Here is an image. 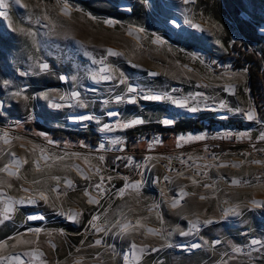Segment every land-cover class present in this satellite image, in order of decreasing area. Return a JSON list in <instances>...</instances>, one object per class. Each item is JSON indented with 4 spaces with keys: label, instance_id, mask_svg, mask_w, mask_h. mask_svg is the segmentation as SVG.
I'll return each instance as SVG.
<instances>
[{
    "label": "rangeland",
    "instance_id": "rangeland-1",
    "mask_svg": "<svg viewBox=\"0 0 264 264\" xmlns=\"http://www.w3.org/2000/svg\"><path fill=\"white\" fill-rule=\"evenodd\" d=\"M65 2L69 15L61 11ZM6 11L8 16H0V168L8 164L15 170V159L28 163L20 167L19 178L0 172V217L8 198L18 201L35 195L21 191V185L45 191L49 201L35 196V204H14L13 213L0 222V256L19 255L28 262L25 253L38 247L43 255L31 264H125L124 256L130 255V242H134L149 249L139 264H264V207L252 204L264 201V163H251L264 161V140L260 139L264 96L257 101L248 68L238 67L234 58L240 47L264 56V0H190L187 4L184 0H20L19 4L9 0ZM109 19L114 23H104ZM140 27L145 31L129 35V29ZM157 36L165 43H153ZM109 48L122 55H108ZM39 62L48 63L49 70L40 72ZM105 64L113 79H92L93 72ZM121 79L124 84L119 83ZM128 85L137 92L128 93ZM72 91L80 92L79 100L58 98ZM165 92L187 99L188 106L143 99ZM116 95L125 99L117 103ZM132 95L137 97L135 103L128 102ZM221 101L227 107H221ZM53 103L64 106L56 108ZM191 107L197 111H190ZM250 109L256 115L253 121L245 115ZM109 111L118 115L108 116ZM80 115L95 119H72ZM164 118L173 123L163 124ZM132 119L144 122L122 127ZM183 122H197L202 128L167 130ZM103 124L113 130H102ZM207 127L213 135L204 132ZM61 131L65 133L58 134ZM150 131L162 134L160 149L204 143L215 136L225 142V152L209 163L206 179L187 186L186 196L179 184L164 186L152 176L125 180L105 166L106 139ZM189 136L203 139L189 140ZM53 175L61 177L57 192L51 191L57 183L50 179ZM101 176L104 191H97ZM65 178L73 182L72 187L64 183ZM233 178L240 183L233 185ZM136 182L138 189L125 187ZM8 183L13 187L8 188ZM201 195L206 198L201 200ZM89 198L98 203H88ZM174 198L180 200L176 208ZM236 205L240 215L224 216ZM71 213L77 214L75 220L66 218ZM93 216L98 219L90 223ZM138 218L144 227L132 235H119V229L113 228L116 221L135 226ZM197 220L200 223L193 229ZM204 220L213 223L204 224ZM97 227L104 231H96ZM36 228L42 230L38 237L28 231ZM148 228L157 233H149ZM181 231L189 234L180 235ZM22 239L35 243H18ZM97 239L102 243L96 245ZM253 239L261 243L252 245ZM217 240L220 243L214 244ZM192 244L200 247L191 248ZM237 247L243 251L234 252ZM136 255L141 256L140 251Z\"/></svg>",
    "mask_w": 264,
    "mask_h": 264
},
{
    "label": "snow or ice",
    "instance_id": "snow-or-ice-1",
    "mask_svg": "<svg viewBox=\"0 0 264 264\" xmlns=\"http://www.w3.org/2000/svg\"><path fill=\"white\" fill-rule=\"evenodd\" d=\"M15 2L17 4H19L20 3V0H15ZM189 2H190V0H184V3H186V4L189 3ZM0 7H3L5 9V11H0V16H8V12L6 10L9 7V0H0ZM129 10H131V9H129ZM61 11L63 12L64 15H69V5H68L67 2L64 3L63 7L61 8ZM44 18L45 19H48V17H44ZM104 23H106V24H113L114 21L109 19V20H105ZM173 23H175V21H173ZM187 23L190 24L191 27H193V28L201 29V25H199V24H192L191 21H187ZM53 27H54V25H53ZM21 31H24V29H21ZM134 31L135 32H144L145 29L142 28V27H140V28H131V29H129V35H131ZM28 34L29 35H32V33H28ZM152 42L153 43H157V44H163V43H165V41L161 37H159V36H157ZM216 43L219 44L220 41L217 40ZM106 52H107L108 55H111V56H120V55H122V53L116 52V51H114L111 48L107 49ZM102 60H103V58H102ZM49 67H50L49 64L46 63V62H39L37 64V68H38V70L40 72H46V71H48L49 70ZM185 67H187V66L185 65ZM151 75L155 76V75H158V74L155 73V72H153V73H151ZM233 75H237V73H233ZM60 79L61 80H66L68 78L65 77V76H61ZM73 79H75V77H73ZM92 79H94V80L95 79H101V80H104V81H108V80H112L113 79V76L111 75V70L109 69V67L107 66V64H105L103 67L99 68L98 72H93ZM119 83L124 84L125 83V80L124 79H121L119 81ZM127 92L128 93H136L137 92V88L136 87H133L131 85H128L127 86ZM15 95L17 97H19L21 95V92L20 91H17L15 93ZM43 95H44L45 99H48L49 94L47 92L44 93ZM199 95L202 96L203 94L201 93ZM66 96H68V98H70V99L71 98H75V99L79 100L80 99V92L79 91H72L70 93V95L64 94V95H60L58 98L60 100H64L66 98ZM24 98L27 99V97H24ZM124 99L125 98L122 95H116L115 96V101L117 103L123 101ZM136 99H137V97L135 95H132V96H130L128 98V102L135 103L136 102ZM143 99H145V100H151V101L170 100L172 104L177 105V106H180V107H187L188 106V103H189L187 99H177V98H174V97L170 96L167 92H165L163 94L144 95L143 96ZM52 106L53 107H56V108H60V107H63L64 105L58 104V103H53ZM220 106L221 107H227V105H226V103L224 101H221ZM189 110L192 111V112H196L197 111V108L196 107H191ZM238 111H240V110L238 109ZM107 115L108 116H116V115H118V113L109 111L107 113ZM245 115H246V118L249 121H253L256 118L255 112L253 110H251V109L248 110L245 113ZM72 119L79 120V121H86V120L95 119V117L94 116H91V115H80V116H74V117H72ZM143 122L144 121L142 119H132V120L126 122V123H123L122 124V127L128 128V127H131V126H134V125L142 124ZM162 123L165 124V125H169V124H172L173 121L171 119L164 118L162 120ZM102 130L112 131L113 130V127L111 125H109V124H103ZM5 135H7V133H5ZM179 139L180 140H183L185 138L184 137H180ZM188 139L189 140H192V139L200 140V139H203V137L202 136H196V137L189 136ZM260 139L261 140H264V134H261ZM5 142L7 143V141H5ZM50 143H51V141H50ZM113 143H119V141H113ZM99 148L100 149H104L105 148V145L103 143H101L99 145ZM11 155L13 157H15L16 154L15 153H11ZM44 158L47 159V157H44ZM57 159H63V157H57ZM99 159L101 161H103L104 160V157L103 156H100ZM120 159H122V158L121 157H117V160H120ZM132 159H133L132 157H128L127 158L128 164H131ZM190 159L191 158H189V160ZM180 162H181V164L187 163V161H185L183 159H181ZM14 163L16 165L15 170H13V168L10 167L8 164H5L2 168H0V172H6L9 176H17V178H19L18 173H19L20 167L23 164H27L28 161L27 160H21V159H15L14 160ZM251 163L260 164V163H264V161L253 160V161H251ZM35 164H36L37 170H39V167H40L39 161H36ZM128 164H126L125 166H128ZM218 166L219 167H226L227 165L226 164H221V165H218ZM233 166L236 167V166H239V165L238 164H233ZM76 167H77V170L79 171L80 170L79 169V166H76ZM206 167H207V165H206ZM177 172H178V175H180V176H183L184 175V173L183 172H180L179 170H177ZM201 174H203V173H200L199 171H197V175H201ZM189 178L191 179V182H192L193 185H196V184L199 183V181L197 179H195V177H189ZM50 179L57 182L56 185H55V187H52L51 188V191L52 192H57L59 190V182L61 181V177L60 176L53 175V176L50 177ZM85 179H87V177H85ZM99 179H100V183L96 184L95 185V188L97 189V191H104V189H103V182H104L105 177L101 176ZM107 179L108 180H111L112 177L109 176V177H107ZM164 179L166 181H168V180H170V177L165 176ZM0 183H2V181H0ZM33 183H39V181H35L34 180ZM64 183L68 187H72V183L73 182L71 180H68L67 178H65L64 179ZM231 183L233 185H236V184H239L240 181L237 180V179H235V178H233L231 180ZM7 187L8 188H12L13 185L11 183H8L7 184ZM125 187H133V188H137L138 189L139 188V182H136V183H134L132 185H126ZM203 187L210 188V187H212V185H210V184H204ZM20 190L23 191V192L32 191V192H34L35 195H30V196H27V197H20L18 201H12L11 198H8L7 206L4 208V215L2 217H0V222H2L3 219L9 218L10 214L13 213V211H14V204L15 203H18V204H21V205H23L25 203H27V204H35V203H37V200L35 199V196H38L39 199L41 201H44L45 203H47L49 201V197H48V195H46V192L45 191H36L35 189H29L27 187H24L23 185H21V189ZM123 192H124V188L120 189V193L123 194ZM0 194H2V193H0ZM85 195H88L87 190H85ZM182 195H185L186 196V195H188V193L184 192V193H182ZM205 198L206 197L203 196V195L200 196V199L201 200H204ZM88 203H90V204H92V203H98V201H96L93 198H89ZM179 203H180V200L174 198L172 200V207L173 208H176ZM252 204L254 206H256V207H264V201H256V200H253L252 201ZM52 206L55 207L54 204ZM60 214L61 215H64L63 212H61ZM229 214H231L233 216L240 215V207H239V205H236L235 207H230V208H228L224 212V216H227ZM76 216H77L76 213H71V214H68L66 218L69 219V220H75L76 219ZM28 219H30V220L43 219V217L29 216ZM97 219H98L97 216H93L92 217V221H90V223H93ZM106 222H108V221H106ZM199 223H200V221L197 220L195 223L192 224V228L193 229L197 228V226H198ZM203 223L204 224H211V223H213V221L212 220H204ZM93 227H95V224H93ZM143 227H144V225L141 223V220L139 218L136 219L135 226H133L131 224V222H123V223H121L120 221H116V223L113 224V228L119 229V233L118 234L119 235L126 236V237L129 236V235H132L133 233L138 232L139 229L140 228H143ZM28 231L29 232H35L37 234V237H38V234L42 230L40 228H36V229H28ZM96 231H104V229H101V228H98L97 227L96 228ZM147 231L149 233H154V234L157 233V230L156 229H153V228H148ZM188 234H189L188 232H184V231H181L180 232V235H188ZM18 243H23V244H29V245H31V244H33L35 242L32 241V240L22 239V240L18 241ZM49 243H51V241H49ZM82 243H83V241H82ZM94 243L96 245H99V244L102 243V241L100 239H97V240H95ZM213 243L214 244H219L220 241L217 240V241H214ZM260 243H261V241H258V240H255V239H253L251 241V244L252 245H257V244H260ZM0 247H3V245H0ZM13 247H15V245H13ZM52 247L55 248L56 247L55 244H52ZM190 247L191 248H197V247H200V245L199 244H192ZM137 250L140 251L141 256H137L136 255ZM148 250H149L148 249V246H146V245H144V246H137L134 242H130V255H125L124 256L125 264H130V261H136V264H139V262H140V260H141V258L143 256V254L146 251H148ZM150 250L151 251H157V249H155V248H152ZM233 251L236 252V253H240L243 250L237 247V248H234ZM25 255L30 258L28 262H25L21 258V256H19V255H14V256H11V257L0 256V261L7 260L9 262V264H11V262H13V261L18 262V264H31L32 260L39 259L43 255V253L37 247V248H32L29 252H26ZM76 264H80V262L77 261Z\"/></svg>",
    "mask_w": 264,
    "mask_h": 264
},
{
    "label": "built area",
    "instance_id": "built-area-1",
    "mask_svg": "<svg viewBox=\"0 0 264 264\" xmlns=\"http://www.w3.org/2000/svg\"><path fill=\"white\" fill-rule=\"evenodd\" d=\"M211 131L212 129L208 127L204 129L208 135L212 134ZM143 142L145 146H141ZM161 142L162 134L158 131L134 132L130 136L106 139L105 144L108 147L103 151L107 156L105 166L107 165L106 167L118 177L126 178L125 180L152 176L155 183L164 186L179 184L180 190L187 193V186L192 183L189 177H195L198 181L206 179L209 163L213 164L219 154L225 152L223 151L225 142L221 137L215 136L204 143L198 142L194 145L180 143L174 149H160ZM117 157L122 159L117 160ZM128 157L133 158L131 164H128ZM181 159L187 163L181 164ZM126 164L128 166H125ZM155 169L159 170L158 175L153 174ZM177 170L184 175H178ZM197 171L203 174L197 175ZM165 176L170 177V180L166 181Z\"/></svg>",
    "mask_w": 264,
    "mask_h": 264
},
{
    "label": "trees",
    "instance_id": "trees-1",
    "mask_svg": "<svg viewBox=\"0 0 264 264\" xmlns=\"http://www.w3.org/2000/svg\"><path fill=\"white\" fill-rule=\"evenodd\" d=\"M136 13V11H134ZM140 15V14H138ZM238 56H234L236 65L238 67H247L248 68V76L251 83V88L253 94L257 96V101L263 99L264 96V71L262 68V64L264 63V56L257 54L253 50H247L239 48ZM193 128L201 129L202 124H198L197 122H188V123H177L173 126V128L167 129L170 132L179 133V132H187L188 130ZM65 133L61 131L58 134ZM70 135V134H68ZM92 144L95 143L97 137H93Z\"/></svg>",
    "mask_w": 264,
    "mask_h": 264
}]
</instances>
